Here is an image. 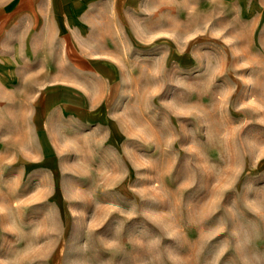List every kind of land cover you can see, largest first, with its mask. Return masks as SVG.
Returning a JSON list of instances; mask_svg holds the SVG:
<instances>
[{
    "label": "rangeland",
    "instance_id": "obj_1",
    "mask_svg": "<svg viewBox=\"0 0 264 264\" xmlns=\"http://www.w3.org/2000/svg\"><path fill=\"white\" fill-rule=\"evenodd\" d=\"M76 21L92 64L0 104V264H264V0Z\"/></svg>",
    "mask_w": 264,
    "mask_h": 264
},
{
    "label": "crops",
    "instance_id": "obj_2",
    "mask_svg": "<svg viewBox=\"0 0 264 264\" xmlns=\"http://www.w3.org/2000/svg\"><path fill=\"white\" fill-rule=\"evenodd\" d=\"M108 1L0 0V104L30 108L26 101L47 91L48 74L78 76L79 59L91 65L79 48L83 32L76 18Z\"/></svg>",
    "mask_w": 264,
    "mask_h": 264
}]
</instances>
